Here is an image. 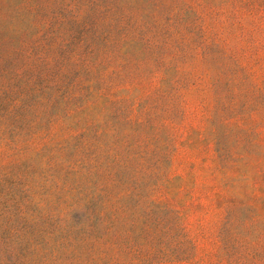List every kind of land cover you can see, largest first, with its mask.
Segmentation results:
<instances>
[{
  "label": "rangeland",
  "instance_id": "rangeland-1",
  "mask_svg": "<svg viewBox=\"0 0 264 264\" xmlns=\"http://www.w3.org/2000/svg\"><path fill=\"white\" fill-rule=\"evenodd\" d=\"M0 264H264V0H0Z\"/></svg>",
  "mask_w": 264,
  "mask_h": 264
}]
</instances>
